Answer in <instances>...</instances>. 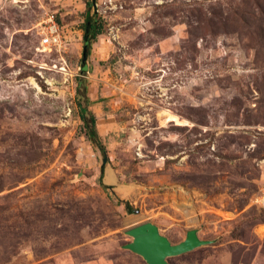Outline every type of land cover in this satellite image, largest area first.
Returning a JSON list of instances; mask_svg holds the SVG:
<instances>
[{
    "label": "rangeland",
    "instance_id": "obj_1",
    "mask_svg": "<svg viewBox=\"0 0 264 264\" xmlns=\"http://www.w3.org/2000/svg\"><path fill=\"white\" fill-rule=\"evenodd\" d=\"M89 3L81 74L85 0H0V264H146V222L210 242L169 264H264V0Z\"/></svg>",
    "mask_w": 264,
    "mask_h": 264
},
{
    "label": "water",
    "instance_id": "obj_2",
    "mask_svg": "<svg viewBox=\"0 0 264 264\" xmlns=\"http://www.w3.org/2000/svg\"><path fill=\"white\" fill-rule=\"evenodd\" d=\"M85 50V49H84ZM87 59L83 51L82 61ZM132 238L122 248L140 256L146 264H169L168 258L180 256L208 245L209 241L200 240L197 230L186 232L185 239L178 244H172L166 237L159 233L158 228L150 222L137 225L125 231Z\"/></svg>",
    "mask_w": 264,
    "mask_h": 264
},
{
    "label": "trees",
    "instance_id": "obj_3",
    "mask_svg": "<svg viewBox=\"0 0 264 264\" xmlns=\"http://www.w3.org/2000/svg\"><path fill=\"white\" fill-rule=\"evenodd\" d=\"M94 0H85L86 3V11H85V19L82 25L83 30V51H85L86 55L90 54L91 45L96 41L97 37L102 34L103 31V21L96 16L90 15V7L91 3ZM85 49V50H84ZM81 74H84L86 71V62L81 61ZM77 106L80 118L83 122L85 128V134L94 145L97 146L99 151L105 156V149L101 143L100 137L96 130V120L93 113L90 111L88 106V98L86 94V88L83 86L82 81H78L77 83ZM105 165L102 166V169ZM127 207V205H126ZM129 209H127L128 211ZM132 210V209H131Z\"/></svg>",
    "mask_w": 264,
    "mask_h": 264
},
{
    "label": "built area",
    "instance_id": "obj_4",
    "mask_svg": "<svg viewBox=\"0 0 264 264\" xmlns=\"http://www.w3.org/2000/svg\"><path fill=\"white\" fill-rule=\"evenodd\" d=\"M42 37L40 44L48 48H60L63 39L61 35V29L56 22L53 15H48L45 21V25L42 30ZM259 204L264 207V193L259 198Z\"/></svg>",
    "mask_w": 264,
    "mask_h": 264
},
{
    "label": "bare ground",
    "instance_id": "obj_5",
    "mask_svg": "<svg viewBox=\"0 0 264 264\" xmlns=\"http://www.w3.org/2000/svg\"><path fill=\"white\" fill-rule=\"evenodd\" d=\"M161 113L164 116L165 122H174L176 125H186V121L181 120L180 118H178L177 115H175V114H173L167 110H164Z\"/></svg>",
    "mask_w": 264,
    "mask_h": 264
}]
</instances>
